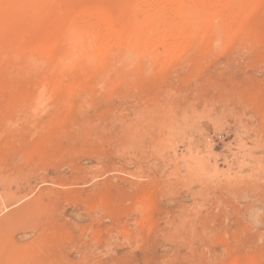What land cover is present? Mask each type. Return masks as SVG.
I'll return each mask as SVG.
<instances>
[{
  "label": "rangeland",
  "instance_id": "rangeland-1",
  "mask_svg": "<svg viewBox=\"0 0 264 264\" xmlns=\"http://www.w3.org/2000/svg\"><path fill=\"white\" fill-rule=\"evenodd\" d=\"M149 1L0 0V264H264V0Z\"/></svg>",
  "mask_w": 264,
  "mask_h": 264
},
{
  "label": "bare ground",
  "instance_id": "bare-ground-1",
  "mask_svg": "<svg viewBox=\"0 0 264 264\" xmlns=\"http://www.w3.org/2000/svg\"><path fill=\"white\" fill-rule=\"evenodd\" d=\"M181 1V0H180ZM184 2V1H183ZM150 1L149 0H127V4L130 6V5H134V6H140L139 8L140 9H142V10H145L146 8H148L149 6H150ZM174 9V8H173ZM152 10H154V9H152ZM184 10V9H183ZM199 11V10H198ZM141 12V11H140ZM200 12V11H199ZM149 13V12H148ZM206 13H204V15H205ZM187 15H188V12L186 11V10H184V12L182 11V13H177V15L176 16H178L177 18L178 19H180L181 21L183 20V19H185L186 17H187ZM199 15V14H198ZM197 15V16H198ZM142 18H143V16H141ZM148 17H150V16H148ZM192 17V16H191ZM146 18V17H145ZM195 20V19H194ZM148 22H151V20H150V18L147 20ZM194 22V21H193ZM178 24V23H177ZM196 24V23H195ZM180 25H182V23H180ZM198 25V24H197ZM194 26V25H193ZM181 27V26H180ZM187 27V26H186ZM176 28V27H175ZM193 28H195V27H193ZM201 28H203V27H201ZM179 29V28H178ZM184 29V28H183ZM185 30V29H184ZM203 30V29H202ZM160 30H158V32H159ZM177 31V30H176ZM179 32V31H178ZM178 32H177V34H178ZM66 33V32H65ZM160 33V32H159ZM198 33H200V32H198ZM202 33H204V30H203V32ZM67 34V33H66ZM66 34H64V32H63V35H64V37L65 36H68L69 37V34L68 35H66ZM92 34V33H91ZM158 34V33H157ZM201 34V33H200ZM89 36H91V35H89ZM137 36V35H136ZM73 37V36H72ZM147 37V36H146ZM67 38V37H66ZM77 38V37H76ZM106 38V37H105ZM146 39H149L148 37L146 38ZM151 39V38H150ZM68 40V42H67V47H66V45H65V50L66 51H63V52H65V55H64V57H62L63 59L65 58V61L68 63H70V62H73V63H75V64H79L80 66H82V67H84V65H85V63L87 62V61H85V58L83 57V55H82V50L84 49H82L81 50V48H80V46L79 45H77V44H75V43H78V42H71L70 41V39H67ZM88 40V39H87ZM101 40V39H100ZM112 40V39H111ZM64 41V40H63ZM76 41H77V39H76ZM86 41V40H85ZM89 42V41H88ZM104 42V41H103ZM116 42V41H115ZM153 45H156V42L155 41H150ZM150 42H146V46H148L147 44H149V46H150ZM64 44L66 43V42H63ZM85 43V42H84ZM93 42H91V44H92ZM79 44H81V43H79ZM145 44V43H144ZM89 46V45H88ZM148 46V47H149ZM97 47H99V46H97ZM42 48H45V47H43L42 46ZM67 48V49H66ZM40 49V48H39ZM40 50H42V49H40ZM85 51V50H84ZM95 51V50H94ZM97 51V50H96ZM96 53V52H95ZM92 54V53H91ZM90 54V55H91ZM92 56V55H91ZM90 62V61H89ZM79 66V67H80Z\"/></svg>",
  "mask_w": 264,
  "mask_h": 264
}]
</instances>
